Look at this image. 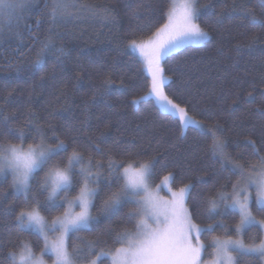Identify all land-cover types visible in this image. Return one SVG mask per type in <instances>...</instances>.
Listing matches in <instances>:
<instances>
[{
    "label": "trees",
    "instance_id": "trees-1",
    "mask_svg": "<svg viewBox=\"0 0 264 264\" xmlns=\"http://www.w3.org/2000/svg\"><path fill=\"white\" fill-rule=\"evenodd\" d=\"M242 2L259 14L261 0H237L238 5ZM76 3L108 9L111 14L101 18L84 12L65 17L53 28L48 19L49 9L44 8L45 0H34L19 27L6 30L0 38V124L6 118L14 130L23 128L25 147L37 137V129L47 135L52 146L57 136L66 143H70L69 137H75L85 161L90 156L93 163L104 166L92 215H100L108 181H112L113 191L119 187L116 174L109 175L107 171L109 157L118 164L136 153L141 154V162L154 159L152 187H158L165 176L173 174V191L185 184L193 186L186 202L192 222L201 228L209 222H221L214 233L204 232L200 236L204 259L211 260L215 253L210 246L213 237L227 238L223 231L227 228L228 237L237 238L234 229L239 216L221 208L223 215L209 221L206 201L216 198L225 185L230 192L237 178L229 179V174L221 170L218 159L208 153L194 126L183 129L181 134L179 119L162 112L148 97L150 78L140 58L130 50L133 41L146 42L167 22L165 13L170 10L171 0ZM231 6L232 0H197L198 22L210 39L200 46H187L164 56L160 64L168 99L181 106L187 104L189 114L208 126L212 120L218 121L233 159L243 155L255 162L249 156L250 149L243 145L252 138L264 155V145L260 143L264 115L257 111L264 105L260 95L264 91V30L250 26ZM49 29L56 47H63L64 54L58 57L50 51L37 66L33 63L39 50L36 38H46ZM105 81L110 82V87ZM134 99L140 102L133 105ZM0 142L20 143L8 134L0 135ZM96 145L100 152L95 151ZM71 150L70 144L68 151ZM42 176L43 172L39 173L37 180ZM11 185V176L0 178V239L5 245L0 251V264H7V238L17 235L15 217L23 205V194H17ZM35 186L33 181L34 190ZM251 210L258 220H264V213L258 212L254 203ZM130 211H136L135 207L126 204L110 219L101 215V223L94 231L79 232L70 238L69 244L84 249L80 240L98 241L93 249L96 255L82 257L85 261L96 260L101 252L114 254L122 246L116 242V236L135 231L137 221L124 219ZM61 214L44 215L53 219ZM19 238L30 242L36 255H41L42 239L30 232L19 234ZM242 238L245 245L258 244L264 233L253 226L244 231ZM236 260L237 264H264L258 256H237ZM100 264L112 263L105 257Z\"/></svg>",
    "mask_w": 264,
    "mask_h": 264
},
{
    "label": "snow or ice",
    "instance_id": "snow-or-ice-1",
    "mask_svg": "<svg viewBox=\"0 0 264 264\" xmlns=\"http://www.w3.org/2000/svg\"><path fill=\"white\" fill-rule=\"evenodd\" d=\"M33 3L34 0H0V38L6 30L19 27L24 13L31 11ZM231 7L233 12H240L242 20H246L250 26L264 30V0L259 5V14L247 3L238 5L237 0H232ZM44 8L49 9L48 19L53 28L65 17L84 12L101 18H107L111 14L110 10L94 5H77L76 0H50V3L45 0ZM165 15L167 22L156 30L154 38H150L147 44H136L134 41L131 44V47L139 48L145 56L151 74L149 95L163 101L160 105L162 111L178 115L182 126L181 134L184 128L194 126L204 139L208 153L218 159L221 170L229 174V179L232 176L237 178L236 183L231 184L230 192L225 185L223 190L217 192L216 198L206 201L208 220L214 221L218 215L222 216L223 213L219 210L223 208L225 212L230 210L232 214L239 216V223L234 229L238 236L253 226L264 230V220L257 221L251 211L254 203L257 211L264 213V155L260 154L261 149L257 147L256 140L249 138L243 145L245 149H250L249 156L254 157L255 162L243 155L234 160L227 151L228 142L223 134V126L218 121L212 120L211 126H208L203 121L194 119L189 114L187 104L181 106L180 103H174L163 91L165 77L160 61L164 56L190 41L210 39L209 33L198 22L200 10L197 8V0H184L178 15L171 10ZM217 22H221L219 18ZM36 39L39 50L33 61L35 65L38 66L50 51H54L58 57L64 54V48L56 47L53 41L52 29H49L46 38ZM146 48L151 50L146 52ZM105 84L110 87L109 81H105ZM260 95L264 100V91ZM251 96L252 93H249V97ZM139 102L135 99L131 101L133 105ZM257 111L264 115V105ZM0 127L4 129L0 135L8 134L20 142H0V177H7L10 173L12 188L17 194H23V205L15 217L17 235L7 238V264H44V255L54 256V264H96V260L85 261L82 257L96 255L93 249L98 241L80 240L84 245V249H80L76 245H70L69 240L83 230L94 231L101 223V215L110 219L126 204H132L136 211L128 212L124 219L137 223L135 231H126L116 236V242L122 246L112 254V264H200L199 257L204 250L200 236L204 232L214 233L216 225L221 222H209L205 228L192 222V215L185 206L191 197L192 184H185L177 192H173L171 212H162L151 197L146 195L149 181L155 174L156 161L152 159L141 162L138 159L140 153L131 155L129 160L119 164L109 157L107 171L109 175L116 174L119 187L117 191H113L112 181H108V194L100 205V215H92L95 200L100 194L104 166L99 162L93 163L90 156L86 162L75 137H69L70 143H66L65 139L57 136L52 146L47 135L37 129V137L25 147L23 128L14 130L6 118ZM260 135V143L264 145V129ZM70 144L71 152L68 151ZM95 151L100 152L99 145L95 146ZM41 172L43 176L37 180ZM173 179L171 173L164 177L165 182ZM33 181L36 182L35 190ZM40 196L44 199L41 200ZM55 212L62 214L56 215L50 222L46 220L44 214L50 216ZM154 224L162 227H153ZM221 227L223 228L222 224ZM223 231L227 238L214 236L211 241L210 246L216 252L214 264H237V256L264 258V239L258 244L245 245L242 240L228 237L229 229L223 228ZM26 232L34 233L38 240L42 239L43 251L40 256L36 255L30 242L19 238V234ZM56 233L59 235L50 243L49 235ZM4 246V241L0 239V251H3ZM103 255L108 253L101 252L100 256ZM100 256H97V260Z\"/></svg>",
    "mask_w": 264,
    "mask_h": 264
},
{
    "label": "rangeland",
    "instance_id": "rangeland-1",
    "mask_svg": "<svg viewBox=\"0 0 264 264\" xmlns=\"http://www.w3.org/2000/svg\"><path fill=\"white\" fill-rule=\"evenodd\" d=\"M183 2H184V0H171L170 10L178 15L181 12V5L183 4ZM151 38H154V36L151 37ZM148 41H149V39L146 42H144V43L147 44ZM206 41H199V42L198 41H190V42L186 43L185 45L181 46L179 49H174L170 54L165 55V56H169V55H171V54H173V53H175V52H177V51H179V50H181V49H183V48H185L187 46H200V45L204 44ZM136 44H140V43H136ZM130 50L134 54H136L140 58V60L142 61L143 65H144V68H145V71H146L147 75L149 76L150 83H151V74L148 71V66H147V62L145 60V56L141 54L139 48H133V47L130 46ZM150 50H151L150 48H146V52L150 51ZM163 91H164V94H165V83H164ZM148 97L151 98L155 102V104L158 106V108L162 111L160 105H161V103H163V101L162 100H158L155 96H150L149 93H148ZM162 112H164V111H162ZM164 113H166V112H164ZM167 114L173 115L172 113H167ZM173 116L178 118V115H173ZM186 128H184V129H186ZM7 176H11V174L9 173ZM0 178H3V177H0ZM11 178H12V176H11ZM171 182L172 181L165 182L164 179H163L162 183L158 187L154 188V187L151 186V183L149 181L148 193L146 195L151 197L152 201L156 204L158 209L160 211H162V212L165 211V210L171 212V201L173 200L172 193L173 192H177V191H173L171 189ZM252 194H253V197H255V192L254 191H253ZM185 206L187 207V205H185ZM68 210L69 211H73V209H68ZM76 210L78 211V209H76ZM252 215H253V213H252ZM161 218H163V217H161ZM46 220H48L50 222L52 219H47L46 218ZM257 221H259V220L257 219ZM153 227H162V225H155L154 224ZM262 231L264 233V230H262ZM58 235H59L58 233L49 235V237H48L49 242L50 243L53 242ZM242 235L243 234L239 235L237 238H234V240L235 239H239V240L243 241ZM193 236H195V232H193ZM200 242H201V240H200ZM193 243L195 244V241H193ZM243 243H244V241H243ZM37 256H40V255H37ZM45 256L50 257L51 260H48ZM105 257L109 258L111 260V263H112V255H103V256H100V258L98 260L96 259V264H100V260L102 258H105ZM54 259H55L54 256H50V255H44L43 256L44 264H54ZM262 259H263V263H264V258H262ZM215 260H216V252L214 253V256H213V258L211 260H205L204 259V250L201 252L200 257H199L200 264H214Z\"/></svg>",
    "mask_w": 264,
    "mask_h": 264
}]
</instances>
